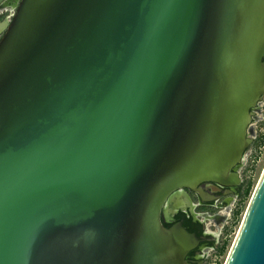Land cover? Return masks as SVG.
I'll return each instance as SVG.
<instances>
[{
  "label": "water",
  "instance_id": "1",
  "mask_svg": "<svg viewBox=\"0 0 264 264\" xmlns=\"http://www.w3.org/2000/svg\"><path fill=\"white\" fill-rule=\"evenodd\" d=\"M0 34V264H191L165 204L242 181L264 0H18ZM225 264H264V172Z\"/></svg>",
  "mask_w": 264,
  "mask_h": 264
},
{
  "label": "flooded vegetation",
  "instance_id": "2",
  "mask_svg": "<svg viewBox=\"0 0 264 264\" xmlns=\"http://www.w3.org/2000/svg\"><path fill=\"white\" fill-rule=\"evenodd\" d=\"M17 3L18 0H4L2 2L0 5V22L11 19ZM245 184L243 179L240 183L229 187L206 182L201 185L202 192L183 188L168 198L163 212L164 225L171 227L176 223H182L188 231L196 234L200 240L199 245L187 255V260L191 264H205L209 259V250L217 249L221 244V233L213 232L208 228V219L212 217L210 212L223 207L229 209L235 198L242 197ZM180 199L183 200L182 206L172 214L171 210L174 208L175 202ZM167 214L168 216H166ZM218 216L220 215H216V217Z\"/></svg>",
  "mask_w": 264,
  "mask_h": 264
},
{
  "label": "rangeland",
  "instance_id": "3",
  "mask_svg": "<svg viewBox=\"0 0 264 264\" xmlns=\"http://www.w3.org/2000/svg\"><path fill=\"white\" fill-rule=\"evenodd\" d=\"M250 135L253 142L249 146L243 165L239 173L245 183L251 185L247 196L233 200L229 209H215L210 212L208 228L213 232L221 233V243L226 244L225 251L220 255L217 264H225L231 248L243 223L245 214L253 198L255 190L264 172V99L256 109ZM246 185V184H245ZM216 215H220L216 217ZM222 217V218H220ZM209 259L212 262L214 254L209 250Z\"/></svg>",
  "mask_w": 264,
  "mask_h": 264
},
{
  "label": "trees",
  "instance_id": "4",
  "mask_svg": "<svg viewBox=\"0 0 264 264\" xmlns=\"http://www.w3.org/2000/svg\"><path fill=\"white\" fill-rule=\"evenodd\" d=\"M250 183L245 185V188L243 189V192H242V197H245L248 195L249 191H250ZM225 247H226V244H220L217 248V250L220 252V253H223L225 251Z\"/></svg>",
  "mask_w": 264,
  "mask_h": 264
},
{
  "label": "built area",
  "instance_id": "5",
  "mask_svg": "<svg viewBox=\"0 0 264 264\" xmlns=\"http://www.w3.org/2000/svg\"><path fill=\"white\" fill-rule=\"evenodd\" d=\"M212 253L214 254L213 260L208 264H217L222 253H220L217 249H212Z\"/></svg>",
  "mask_w": 264,
  "mask_h": 264
}]
</instances>
